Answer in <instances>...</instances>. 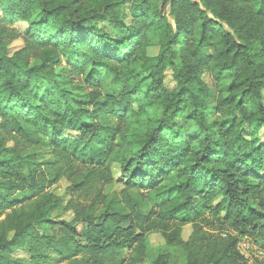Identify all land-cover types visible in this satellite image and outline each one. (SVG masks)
Masks as SVG:
<instances>
[{"label":"trees","instance_id":"trees-1","mask_svg":"<svg viewBox=\"0 0 264 264\" xmlns=\"http://www.w3.org/2000/svg\"><path fill=\"white\" fill-rule=\"evenodd\" d=\"M0 15V264H143L152 232L184 264H242L239 239L264 243V0H0ZM202 73L231 78L213 108L227 118L207 122Z\"/></svg>","mask_w":264,"mask_h":264},{"label":"rangeland","instance_id":"rangeland-1","mask_svg":"<svg viewBox=\"0 0 264 264\" xmlns=\"http://www.w3.org/2000/svg\"><path fill=\"white\" fill-rule=\"evenodd\" d=\"M1 18V15H0ZM35 18L37 19V15H35ZM4 25L8 28H14L18 30L21 33H24L27 30V24L16 22V21H4ZM152 46L147 49V56L148 57H154L158 53V47L155 44V40L152 41ZM23 47V42L21 40H15L10 43V46L8 48L9 54H13L17 50L21 49ZM61 57V68H64V77L67 79V88L71 89L72 91H84L82 82L78 78H71L69 76V68H70V61L73 60V54L71 52L61 51L60 52ZM32 65L37 64L36 60L31 61ZM165 79H164V86L168 90H172L176 87V83L174 82L172 78V72L171 70H166L164 72ZM202 84L205 86V88L208 90V98H209V113L207 115V122L212 123L215 121L223 120L227 118L225 115H219L214 111V106L216 99L219 96L225 97L227 87L231 82L230 77H225L222 81L218 83H214L208 73H202L200 76ZM69 82V83H68ZM120 91V86L118 85H107L105 88L102 89V94H117ZM263 96V105H264V92H262ZM154 116H156V113H153ZM239 118V117H238ZM180 124V122H178ZM182 133L184 136H197L199 134V130L196 127L195 124H189L186 126H183ZM247 134V133H244ZM259 141L262 143L264 142V130H262L259 134ZM29 152V151H28ZM39 158H49L46 154H42V152H37ZM112 174L114 176V183L107 186L105 189V193L107 195L113 194V193H119L121 190V184L117 182L120 176V167L118 165L112 166ZM68 187V183L65 180H61L59 183L55 184L50 188V192L53 193L56 197L59 198L61 205L63 206L69 199V194L66 191V188ZM52 218L56 220H63V221H70L72 219L71 213H63L60 211H57L53 213ZM206 230V229H205ZM192 232V227L185 226L182 228L181 238L184 242H186ZM224 231H221V236H225ZM145 246L148 250V260L145 261L143 264H151V261L153 258H155L157 255L160 254H169L170 255V261L176 263V264H184L185 262V254L183 251L178 249H171L169 246L166 245L162 234L159 232H152L146 235L145 237ZM238 242L240 243H248L247 245L250 246V249L246 251V254L248 256V259H243L242 264H264V243L263 239L258 238H251V239H239ZM21 256L23 254L19 253ZM18 254V255H19ZM50 264H58L57 262H51Z\"/></svg>","mask_w":264,"mask_h":264},{"label":"built area","instance_id":"built-area-1","mask_svg":"<svg viewBox=\"0 0 264 264\" xmlns=\"http://www.w3.org/2000/svg\"><path fill=\"white\" fill-rule=\"evenodd\" d=\"M248 243H240L237 242L236 251L241 256L242 259H248L246 251L250 249V246L247 245Z\"/></svg>","mask_w":264,"mask_h":264}]
</instances>
